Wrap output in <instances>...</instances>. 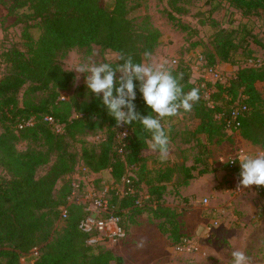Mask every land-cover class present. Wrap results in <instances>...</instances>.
I'll use <instances>...</instances> for the list:
<instances>
[{"label": "trees", "instance_id": "16d2710c", "mask_svg": "<svg viewBox=\"0 0 264 264\" xmlns=\"http://www.w3.org/2000/svg\"><path fill=\"white\" fill-rule=\"evenodd\" d=\"M127 1L114 0L113 7L108 9L104 0H9L8 15L24 25L25 45L21 50L12 48L1 55L5 58L0 76V264H22V257L34 250L32 264H123L104 246L86 244V236L78 230L79 222L88 215L84 206H67L66 218L59 219L71 193L72 176L81 168L94 174L109 171L113 186H121L124 177L131 180L133 196L117 199L113 192L110 195V203L121 217L126 234L128 218L149 209L159 222L156 227L161 235L174 241L184 237L177 235V216L163 208L161 201L165 184L173 175L182 173L177 187H185L194 178L195 167L173 165L149 170L141 153L150 137L139 123L115 127L114 119L91 93L89 100H60L75 78L73 72L63 68V60L71 50L90 53L98 48L100 52L130 55L135 63H140L145 51L152 54L159 45L160 32L150 27L147 20L143 28H138L128 17ZM223 1L243 17L260 20L264 27V0ZM20 10L26 12L19 14ZM32 30H36V38ZM211 44L209 66L232 62L237 50L232 31L220 30ZM260 46L264 49V45ZM250 60L253 59L234 64L237 68L227 85L213 87L216 92L212 107L207 105L198 83L190 82L188 68L180 65L173 70V75L183 73L180 83L185 92L199 88L200 100L189 112L195 120L187 126L188 139L198 142V136L203 135L209 141L215 138V143H221L228 132L225 123L232 108L235 104L246 105L247 111L240 118V137L264 150V65L255 67ZM134 84L137 87L133 103L136 111L146 116L151 110L138 91L139 82ZM23 88L24 98L19 102L18 94ZM36 93L46 95L45 99L38 103L27 99ZM78 96L84 97L79 92ZM46 117H51L53 123L45 122ZM29 119L33 120L32 126L17 128L22 120ZM116 130L126 131L127 135L117 138ZM98 132H107V137L93 143L81 141L79 154L70 151L68 140ZM18 142L27 143V148L18 150ZM77 157L79 169L75 168ZM47 165V171L37 176L38 170ZM130 167L136 168L135 175L128 173ZM138 199L145 200L150 207H134Z\"/></svg>", "mask_w": 264, "mask_h": 264}, {"label": "rangeland", "instance_id": "374dc122", "mask_svg": "<svg viewBox=\"0 0 264 264\" xmlns=\"http://www.w3.org/2000/svg\"><path fill=\"white\" fill-rule=\"evenodd\" d=\"M104 2L106 8L113 7L114 0ZM8 5L9 0H0V75L4 71L5 57L2 54L12 48L21 50L25 45L22 36L24 25L18 24L15 16L8 15ZM127 8L128 17L136 27L143 28L144 21L147 20L150 27L160 32V43L152 53L153 61H166L172 70L180 65L185 66L192 83L202 82V69L209 66L211 43L220 30L232 31L237 44L232 62L218 63L222 73L221 80L226 85L235 74L237 67L234 64L253 59L264 65V49L260 46L264 45L263 24L254 17H243L223 0H128ZM25 12L26 10H20L19 14ZM31 32L36 38V30ZM115 56L111 52H100L98 48H93L90 53L71 50L63 60V68L68 70L73 64L85 62L89 57L97 63L116 62ZM70 72L76 77L74 71ZM206 83L209 84L207 81ZM208 89L209 94L204 99L212 107L215 105L216 89L211 84ZM24 90L25 88L18 94L19 102L24 98ZM78 92L84 97L78 96ZM89 93L84 83V74H80L79 80L73 81L63 92L64 99L61 101L68 102L73 98L77 101L89 100ZM45 97L42 93H36L27 96V99L38 103ZM262 97L264 98V91ZM72 116L75 114L72 113ZM194 120L191 113L187 112L173 120L162 121L165 128L171 123L167 160L161 161L158 154L149 150L148 146L141 153L148 169L152 171L173 165L195 167L194 178L185 187H177L183 174L175 173L171 181L165 184L161 201L163 208L177 216V235L184 237L174 241L161 235L156 227L159 222L154 220L153 213L149 209L144 210L134 218H128L127 237L123 242L105 247L121 258L123 264H231V252L236 249L245 252L250 258L249 264H264V186H251L241 193L235 192L239 182V163L236 162L230 168L227 162L234 159L232 155L235 149L254 148L253 154L264 150L257 146L250 147L244 141L242 146L236 143V137L240 138L238 130L227 132L219 144L215 143V138L209 141L207 137L200 135L198 144L195 139L187 138V126L189 128ZM121 133L124 131H115L117 138L121 137ZM106 137L107 132L86 133L77 136V139L68 140V144L71 152L79 154L81 141L93 143ZM27 146L25 142L16 144L20 151ZM76 160L75 168L79 169L81 165H78V157ZM48 166L41 167L37 176L43 175ZM133 170L134 167L127 169L129 174L135 175L136 168ZM199 171L205 173L199 175ZM84 177L82 188L87 190L100 188L101 182H107L111 176L105 170L92 176L94 180ZM97 178L99 180L95 181ZM60 186L61 183H58L57 188ZM146 205L150 207L149 203ZM131 221L135 224L132 225ZM212 221H216L217 225L211 233H205L204 226ZM169 228L172 229L173 226L169 225ZM142 240L144 246L137 247ZM184 240L187 242L183 243ZM33 259L34 254H28L22 257L21 262L32 264Z\"/></svg>", "mask_w": 264, "mask_h": 264}, {"label": "clouds", "instance_id": "9594fccd", "mask_svg": "<svg viewBox=\"0 0 264 264\" xmlns=\"http://www.w3.org/2000/svg\"><path fill=\"white\" fill-rule=\"evenodd\" d=\"M115 61L114 67L112 63H97L89 57L85 62L73 64L67 71L77 74L74 82L79 80L80 74H84L86 89L99 99L107 115L114 119L115 127L139 123L142 131L149 134L148 149L157 153L161 161L167 160L171 123L165 128L162 121L191 112L194 104L200 100L199 88L193 87L185 92L180 83L183 73L173 75L166 61H153L148 51L143 53L140 63H135L130 55L123 53L116 54ZM134 81L139 82L138 91L145 106L151 110L146 116L137 112L133 103L137 87ZM126 135L127 132L120 134L121 137ZM235 160L240 167L238 190L264 186V151L252 154L241 150ZM227 162H234L233 158ZM143 246L142 240L137 247ZM249 260L240 249L231 252V264H249Z\"/></svg>", "mask_w": 264, "mask_h": 264}, {"label": "built area", "instance_id": "2783aa9c", "mask_svg": "<svg viewBox=\"0 0 264 264\" xmlns=\"http://www.w3.org/2000/svg\"><path fill=\"white\" fill-rule=\"evenodd\" d=\"M249 63L253 64L255 67H260L256 61L250 60ZM200 65V63H199ZM202 82L198 83V86L203 89L204 96L209 94L208 85L211 84L214 87L216 84H225L221 80L222 73L220 71L219 65L206 66L202 69ZM1 76V75H0ZM63 96L60 100H63ZM247 111L246 105L235 104L232 108L229 118L226 120L225 127L228 132L237 131L240 127V118ZM45 122L48 124L53 123L51 117H46ZM33 124V120H22L17 128L19 130L30 127ZM57 132L60 131L59 127H56ZM126 132V131H124ZM234 162H229V167L233 168L237 160L233 159ZM89 174L91 180H94L92 176L95 174L89 172L87 168H81L79 171L75 172L72 176L71 182V193L67 198V205L61 208L60 220L66 218V208L67 206L81 205L85 207V212L87 216L83 218L78 224V230L84 234L87 238L86 244L89 246H112L116 243L123 242L127 234L121 225V217L116 214L114 207L110 203V195L113 192V196L117 199H121L127 196H133L135 194L133 187H131V180L129 178H122L121 186H113L114 182L110 177L107 182H101V187L99 189L91 188L84 189L81 186V182L84 184L85 177ZM243 189L238 190L235 188V192L241 193ZM81 194V195H80ZM147 198H145L146 200ZM145 200H135L134 207H143L146 205ZM207 203V200H204ZM217 225L216 221L209 222L204 226L205 233H211L212 229ZM187 241H183L186 243ZM32 254H36V250Z\"/></svg>", "mask_w": 264, "mask_h": 264}, {"label": "crops", "instance_id": "0c3cea01", "mask_svg": "<svg viewBox=\"0 0 264 264\" xmlns=\"http://www.w3.org/2000/svg\"><path fill=\"white\" fill-rule=\"evenodd\" d=\"M236 138H238V139H236L235 141H236V143H238V144H240V146H242V142L244 141V140H242V138L240 137H236ZM244 142H246V141H244ZM236 143H235V145H236ZM247 143V142H246ZM249 144V143H248ZM249 146L251 147L252 145L251 144H249ZM252 147H255V146H252ZM252 149V150H251ZM260 149V148H259ZM241 150H246V151H248L249 153H254V148H242V149H235L234 150V152H233V155L232 156H234V159H235V157L240 153V151ZM237 163H239V162H237ZM108 247H110V246H108Z\"/></svg>", "mask_w": 264, "mask_h": 264}]
</instances>
